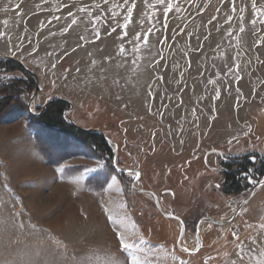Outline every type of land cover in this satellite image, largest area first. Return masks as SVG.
Wrapping results in <instances>:
<instances>
[{
  "label": "rangeland",
  "instance_id": "374dc122",
  "mask_svg": "<svg viewBox=\"0 0 264 264\" xmlns=\"http://www.w3.org/2000/svg\"><path fill=\"white\" fill-rule=\"evenodd\" d=\"M155 3L0 0V63L14 57L39 79L28 111L0 121V264H264V186L232 223L203 221L191 254L177 247L181 222L133 189L135 173L87 187L114 166L113 144L60 165L39 149L32 116L72 103L68 116L118 143L136 186L184 220L191 250L203 217L229 220L250 197L264 179V0ZM25 77L0 65V83ZM52 140L61 152L64 138ZM244 157L253 166L229 194L225 165Z\"/></svg>",
  "mask_w": 264,
  "mask_h": 264
},
{
  "label": "trees",
  "instance_id": "16d2710c",
  "mask_svg": "<svg viewBox=\"0 0 264 264\" xmlns=\"http://www.w3.org/2000/svg\"><path fill=\"white\" fill-rule=\"evenodd\" d=\"M0 65L26 74L25 78H15L9 83H0V121H8L20 117L28 111V94L36 88V79L24 68V65L11 59H7ZM69 108L67 100L57 98L48 102L47 107L40 115L32 116L30 126L39 144V149L48 161L53 165H60L64 160L76 154L86 152L94 154L99 150L104 151L108 156L113 155L111 147L104 136L99 133L83 131L69 122L66 115ZM52 137L58 144H61L59 142L60 138H64L66 148H61V152L51 151ZM110 160L111 158L108 159V165L103 171L94 173L87 179L86 185L88 188L103 189L114 174L120 173L111 164ZM256 164L259 165V174L264 176V161L260 160ZM225 166V190L229 194H237L242 190V175L249 172L253 165L247 157H244L236 158ZM78 170H81V167L74 169V171Z\"/></svg>",
  "mask_w": 264,
  "mask_h": 264
},
{
  "label": "water",
  "instance_id": "95a60500",
  "mask_svg": "<svg viewBox=\"0 0 264 264\" xmlns=\"http://www.w3.org/2000/svg\"><path fill=\"white\" fill-rule=\"evenodd\" d=\"M8 59H12V60H16L17 62L21 63L20 61H18L17 59H15L14 57H7ZM34 76L37 80V83H36V88H35V92H38L39 90V79H38V75L37 73L34 72ZM35 95L32 96V99L34 98ZM71 108L69 109V111H72L73 110V105L71 103ZM47 107V104L45 105V107L43 109H41V111L38 113V114H41L45 108ZM66 112V115L68 117V120L69 122L83 130V131H86V132H93V133H99L101 134L102 136H104V138L110 143V144H113L114 147H115V150H114V157H113V162H114V166L116 168V170L118 172H121V173H125V174H131V173H135L136 174V177H135V180H134V183L132 184V187L134 190H136L138 193H142V194H151L153 197H154V200L156 201V205L159 209V211L162 213V215L166 218H172V219H176L178 221L181 222V225H182V228H181V232H180V236H179V241L177 243V247L180 251L182 252H185V253H195L199 250V247H201L202 245V239H201V235H200V226H201V223L203 221H210V222H213L217 225H228L230 223H232L236 217L239 215V213L242 211V209L249 203V201L251 200V198L254 196V194L264 186V179H262L253 189H252V192H251V195L249 198L245 199L243 201V203H241V205L238 207V209L236 210V212L234 213L233 217L229 220H225V221H221V220H217V219H214L212 217H209V216H206V217H203L202 220L199 221V223L197 224V228H196V235H197V243H198V249L196 250H191V249H187L185 247H183L181 245V242L183 240V238H185V235H186V232H187V226L184 222L183 219H181L179 216L175 215V214H172V213H167L165 212V210L163 209V207L161 206V203H160V200L158 198V196L156 195L155 192L151 191V190H147V189H142V188H139L136 186V182H138L141 178V171L138 170V169H124L122 168L119 164H118V151H119V145L118 143L114 142L112 139H110L103 131H100V130H96V129H90V128H83L81 126H79L76 122H74L69 116H68V112ZM137 175H139V179H137Z\"/></svg>",
  "mask_w": 264,
  "mask_h": 264
},
{
  "label": "snow or ice",
  "instance_id": "6c2138e0",
  "mask_svg": "<svg viewBox=\"0 0 264 264\" xmlns=\"http://www.w3.org/2000/svg\"><path fill=\"white\" fill-rule=\"evenodd\" d=\"M105 2H107V0H105ZM147 2V0H146ZM179 3V0H156V3L154 5H152V7H155L156 5L162 6L165 12H172L174 7L177 6ZM233 4H235V0H233ZM83 10V9H82ZM233 10H235V8H233ZM127 27V26H125ZM151 34V33H148ZM99 35V33H97V36ZM126 35V32H125ZM0 38H2V35H0ZM137 40H139V36L136 37ZM144 44H147V40L143 41ZM237 70H239L237 68ZM10 79V77H8ZM137 179H139V175H137ZM120 243L122 245V247L124 249H128L129 245L123 240V238L121 237ZM133 261H136V264H138V260L136 257H132Z\"/></svg>",
  "mask_w": 264,
  "mask_h": 264
}]
</instances>
